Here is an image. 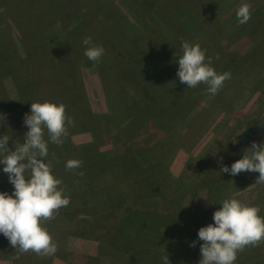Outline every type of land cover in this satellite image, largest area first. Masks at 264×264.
I'll use <instances>...</instances> for the list:
<instances>
[{
	"label": "rangeland",
	"instance_id": "1",
	"mask_svg": "<svg viewBox=\"0 0 264 264\" xmlns=\"http://www.w3.org/2000/svg\"><path fill=\"white\" fill-rule=\"evenodd\" d=\"M245 3L251 5L252 15L247 23L240 24L236 12ZM255 9L258 11L255 12ZM81 13H88V20L76 17ZM85 37H91L93 45L102 43L107 47L105 52L112 62L110 75L115 89L118 81L114 74L122 76L123 67H132L141 55L152 59L155 65L153 79H176V61L182 55V41L198 43L202 50H206L205 62L210 57V66L216 72L220 68L234 72L215 96H209L205 84L188 89L187 105L180 116L174 117L172 124H168L170 129L165 142L160 144V140L150 145L152 142L149 139L160 130L157 129V122H153L156 129L149 131V135L144 134L141 125L133 130L137 123L127 130L128 133L133 131L134 134L130 133V136L138 137L135 142L127 141L126 146H149L146 149L149 152L143 151V159H147L144 166H156L168 173L175 181L174 185L181 184L178 195L173 196L175 200L172 205L177 207L175 214L179 217L184 216L181 213L189 211L188 207L179 203L180 195L188 192L191 196L189 207L193 213L201 216L207 214L204 207L196 202L200 201L198 195L202 187L199 183L203 179L200 178L208 173L207 165H222L223 160H216L222 155L223 147H229V141H233L235 146L232 148L234 151L225 156L227 165L232 164L238 150L250 148V142L264 143V0H0V114L4 115V119L0 120V137L7 135L10 138L7 145L10 150L23 143L24 134L28 131L23 118L25 114H30L31 103L50 101L56 105L63 104L65 109L68 107L67 110L73 111V117L76 116L74 119L77 120L72 119L74 122L71 125L66 120L68 135L63 138L62 145L51 143L46 130L44 136L51 154L46 162L51 161V173L62 182L58 187H62L64 195L70 198L69 205L61 208L54 219L41 222V227L50 234L57 251L52 255H38L31 251L17 253L0 234V262L50 264L56 257L72 264L68 242L79 239L91 245L90 256L84 255L88 250L83 248L79 253L93 264H164L166 256L168 264H199L200 245L197 243L195 247H190L191 242L180 239L181 231L155 230L151 223L143 228V222L138 218L136 227L140 229L139 241L135 234H130L132 229L127 230L129 233L125 232L124 236L114 234V224L121 223L127 216L136 217L139 213L156 215L159 204L166 205L160 202L164 198L156 197L151 189L149 192L145 187L139 188L134 184L130 187L129 182L127 184L118 176L115 178L111 170L105 167L102 168L103 173L97 172V165L93 164L86 169L89 172L93 168L91 174L86 175L90 176V183L95 179L93 192L90 194L91 190H88L82 193L81 177L74 176V170H66V162L76 160L75 148L78 151L92 144L95 137L98 143L103 144L100 151H108L112 143H118H110L107 139L105 130L109 127L108 119L112 121V116H117V119L123 120L137 106L136 103L131 104L132 98L129 96L123 101L122 95V100L108 107L101 81L107 82L104 75L109 67L102 66L99 71L95 62L88 63L84 52L89 46L82 43ZM135 46L138 51L134 50ZM230 61L236 62V67ZM42 62L50 64L47 69L42 68ZM52 62H56V68L60 71L55 89L60 100L54 99V103L53 99L47 98L50 93L45 91V84H49L50 88L55 79ZM84 64L88 66H81ZM68 75L78 77L79 90H71ZM141 82L150 91L151 84L147 78ZM256 84H259L260 91L255 89ZM124 85L129 84L126 82ZM181 87L184 86L178 83V89ZM162 99L163 96L157 102ZM90 113L105 114L108 118L98 125L92 117V121L87 118L86 128L91 130V135L81 132V122ZM256 123L257 136L242 139L247 132L253 135L250 130ZM244 129L248 131L241 134ZM175 139L178 146L174 145L170 151L167 147ZM242 145L245 149H242ZM151 152H155V156L149 159L147 157ZM140 163L135 162L136 165ZM3 167L0 164L1 171ZM142 171L144 173L137 180L146 182L150 176L147 174L149 169L143 167ZM94 173L100 174L94 177ZM238 176L233 178L235 182L231 185L228 199L237 198L242 204L258 207V215L261 217L263 214L264 218V184L255 183L259 173L244 171ZM132 180L130 178L128 181ZM226 182L231 181L227 179ZM195 186L197 190H194ZM166 190L169 191V188H164L163 196ZM13 191L9 182L0 187V193L11 195ZM139 191L142 192L138 194ZM79 196L84 199H80L78 205H72ZM84 200H87L86 206L82 203ZM72 206L78 207L77 216L72 213ZM82 215L90 219H81ZM102 216H105L106 222H101ZM96 219L100 220L98 224L95 223ZM88 222L93 223L92 226H88ZM193 241H198V237ZM234 264H264V240L255 247L247 246L239 251Z\"/></svg>",
	"mask_w": 264,
	"mask_h": 264
},
{
	"label": "clouds",
	"instance_id": "2",
	"mask_svg": "<svg viewBox=\"0 0 264 264\" xmlns=\"http://www.w3.org/2000/svg\"><path fill=\"white\" fill-rule=\"evenodd\" d=\"M250 9L251 5L247 3L239 6L236 18L240 24L250 20ZM82 43L89 46L84 52L85 57L98 63L104 48L93 45L91 37H85ZM181 48L182 55L176 61L179 82L187 88L205 84L209 96H215L231 74H218L210 66V57L205 62L206 50H202L198 43L182 41ZM3 119L4 115L0 114V120ZM65 122V105L31 103L30 114L23 118L28 129L23 143L10 150L7 146L10 138L7 135L0 137V164L4 165L3 172L14 189L11 195L0 193V234L17 253L31 251L38 255H52L57 251L41 222L54 219L61 208L69 205L70 198L64 195L62 187H58L62 182L51 174L52 163L46 162L49 152L44 136L46 130L51 143L62 145L63 138L68 135ZM67 123L73 124L71 118H67ZM81 164L79 160H68L65 167L73 171ZM244 171L259 173L255 183L264 184V143L252 142L250 148L244 150L242 159L230 167L221 166L219 173L235 176ZM78 174L83 175L82 172ZM259 211L258 207L245 206L236 199L222 201L219 210L212 214L213 223L197 232L198 241H202L199 264H234L239 251L247 246L255 247L264 240V218L258 215ZM80 218L90 219L83 215ZM196 244L197 241H192L189 246L195 247ZM164 264H168L167 256Z\"/></svg>",
	"mask_w": 264,
	"mask_h": 264
},
{
	"label": "trees",
	"instance_id": "3",
	"mask_svg": "<svg viewBox=\"0 0 264 264\" xmlns=\"http://www.w3.org/2000/svg\"><path fill=\"white\" fill-rule=\"evenodd\" d=\"M261 9H263V8H261ZM254 11L256 12V11H258V9H255ZM87 14L88 13H86V14L81 13V14L76 15V17H78L80 19H81V17H84V21H86L89 18L86 16ZM98 46H102L104 48V54L100 58L99 62L98 63L95 62V64L98 66L99 71H101L100 69L102 66H108L109 67L108 72L107 73L105 72V75H104L107 82L101 81L102 89L105 93V99H106V103H107L108 107L111 108L113 105H115L114 103H117V101L122 100V95L124 96L123 101L125 100L126 96H129L132 98L131 104L136 103L137 106L134 108V111L132 113H130L129 115L127 114L123 120L121 118L117 119V116L116 117L112 116V121H111L110 119H108L105 116V114L101 115V114H91V113L86 115L83 118V120L81 122L83 129H81V132H86V133H89L90 135L92 134L91 130L86 128L87 118L89 119V121H92V119H93V122L96 125H98L100 121H104V120L108 119V126L109 127L105 130V133L107 132V134H108L107 139L110 140V143L113 141H117L118 143H116V142L112 143L111 149L108 151H100V148L103 144L98 143V140L95 137L94 142L92 144H89L88 146H83V148H80L81 150H78V151H77V148H75L76 149V152L74 153L75 158H76V160H79L82 162L81 167L74 170V176L81 177V179H82L80 186L83 187V189H81L80 192L86 193V191H88V190L89 191L91 190L90 194H92V192H93V184L95 182L94 181L95 179L93 180V183H90V181L92 182V180H90V176H86L88 174H91V171H93L92 170L93 168H92L89 172H86V169H88L90 165H92V164L97 165L96 171L100 172V173H103L102 168H104V167L106 169H110L115 178H116V176H118L121 180H125L127 182V184L129 182L130 187L132 184H134L135 186H137L139 188L145 187L146 191L148 188L149 192L151 189V192L153 194H155L156 197H159L162 199L164 198V200L160 201V202L163 204H166L164 206L159 204L160 206L156 209V213H155L156 215H147L146 216L143 213H139L136 217H132V216L125 217L121 223L117 222L114 224L116 227L114 234H116V235L119 234V236L120 235L124 236L125 232L129 233L128 231L130 229H132L130 234H135V236L137 237V240L139 241L140 238L138 237V234H140L139 233L140 229H138L136 227V224H138L139 223L138 220L141 219L143 222L141 224V226L143 228H144V226H147L148 223H151L154 225L155 230L175 229V230L181 231V235H179L181 240L183 239L186 243L192 242L197 237V232L199 230L198 227L199 228L206 227L208 224L213 223V221H212L213 212L219 210V208L221 207L222 201L230 198L229 190L231 189V185H233V182H235V180H233V178H236V177L238 178L239 177L238 175H240V173L235 175V176H231L228 173H219L221 166L230 167L234 162H236L239 159H242L243 154H244V150H238L237 155L234 157L232 164L227 165L226 164V160H227L226 157H228L230 155V153L234 151V150H232V148H234V146H235V143H233V141H229L227 143L229 145V147L227 149L223 147L224 151H222L223 152L222 155L219 156L216 160V162L223 160L222 165L221 166L216 165V164H213V166L207 165L208 173L203 174V177L200 178V179H202V178L203 179L201 180V183H199V185L202 187L201 189L203 190L202 191L201 189H199L201 191L198 195V199H200V201H196L199 206L204 207V209H205L204 213H207V214H204L201 216V214L193 213L192 209L189 207V205L191 203V201H190L191 196H189V192H188L187 194L180 195L179 203H180V206L188 207L189 211L186 214L181 213V214H184V216H181V217L176 215L175 213H177L176 212L177 207L174 208V206H172L173 202L175 200L174 199L175 197H173V196L178 195L177 194V192L179 190L178 188H180L181 184L174 185L173 182H175V181L169 177L168 173L162 172L156 166H153L150 164L148 166L147 165L144 166L145 163L147 162V159H145V160L143 159L144 158V152L143 151L148 149L149 146H141L140 148H134L133 146H126L125 143H127V141H129V140H133L135 142V139L138 137V135L130 136V133L131 134H134V133H133V131L132 132L130 131L128 133L127 130L129 128V126H131L133 123H137L138 125L133 130L139 129L140 125H141L143 128V131L145 132L144 134L149 135V131L153 132L156 129L155 125H153V122L159 123V125H157V129H160V130L153 136V138L151 137L149 139L152 142V144H150V145L153 146L157 141L159 142L160 140H161L160 144L165 142L164 140L167 138V132L170 129V126H168V124L169 123L172 124L171 121H173L175 119L174 117L178 118V116H180L181 112L185 109V107L187 105L186 104L187 96L189 95L188 89H190V88H187L186 85L181 84L179 82L178 78L168 79V77H167L163 80L153 79L154 74H152V70L153 71L155 70V65L153 64L152 59L150 57H145L144 55H141L142 57L140 56V58L138 59L137 63H135V65H133L132 67L127 68V69L123 67L122 76L121 75L117 76V74H114L116 82L118 81L117 82V89H115L112 86L111 75H110V67H113L112 62L110 61L109 57L106 56V52H105L107 47L105 46V44H102V43H100ZM134 50L138 51L136 46L134 47ZM134 50H132V51H134ZM44 52H46V51L44 50ZM138 55H140V54H138ZM130 59H131V57H130ZM75 60H77V59H75ZM86 60L88 61L89 64H91V62L88 59H86ZM77 62H79V60ZM230 63L233 66H235L236 62L230 61ZM49 65L50 64H48V63L45 64L42 62V68L46 67V69H47V67ZM52 66L55 69V79L50 84V88H48L49 84H45V87H46L45 91H48L47 94L50 93V96H48L47 98H50L53 100L56 99L57 101H59L60 99L58 100V96H56L55 89H56L57 80L59 81L58 76H60V71L56 68V62H52ZM81 66H88V65L84 64ZM78 69L79 68H77V70ZM237 69H239V68H237ZM73 70H76V69H73ZM225 72L226 71L221 69V68L218 69V71H217L218 74H223ZM228 73H230L232 75L234 72L228 71ZM144 75L147 78L148 82L151 84L150 91H148L146 89V85L142 84V82H141L143 79H146L144 77ZM138 77L140 78V80ZM128 78H130V79H128ZM130 81H132V83H130ZM67 82L69 83L71 90H79V87L77 84L78 77L73 76V75H68ZM126 82H128V84H129L128 86L124 85ZM178 83L180 85H183L184 87L183 88L181 87L182 89H178ZM260 84H262V82ZM256 86L257 87H255V89L260 91L261 89L259 87V84H256ZM263 88H264V86H263ZM114 91H116V92H114ZM161 96H163L162 101L157 102V99L160 98ZM140 97H142V98H140ZM42 98H45V97L42 96ZM48 102L50 103V101H48ZM54 102H55V100L53 101V103ZM67 109H68V107H66V109H65L66 120H67V118L74 116L73 111L67 110ZM153 109H155V110L153 111ZM153 114H154V117H152ZM75 117L71 118V120L74 119ZM91 117H92V119H91ZM74 121H77V120L74 119ZM167 126H168V128H167ZM257 129H258L257 123L253 126V129L250 130L253 135L249 134V132H247V134H243L245 131H248V129H244V131H242V133H241L244 135L242 139L245 140V139H248L250 137L255 138L258 134ZM121 131H123V132H121ZM120 132H121V135L119 137ZM240 137H242V136L240 135ZM240 137L238 136V138H240ZM230 139H231V137H230ZM95 140H96V142H95ZM174 145L178 146V141H176V139L174 142H172L167 147V149H169L171 151V149ZM249 146H251V142L249 143ZM242 149H245L243 145H242ZM146 151L149 152V150H146ZM48 152H49V155L51 156L50 150ZM142 153H143V155H142ZM152 155L155 156V152H153V153L151 152V154L148 155L147 158L150 159ZM160 156H161V158L162 157L164 158V155H162L161 153H160ZM58 157H60V156H58ZM137 161H141V163L136 165L135 162H137ZM95 162H96V164H94ZM143 167H145V169H149V172H147V174L149 173L150 176L146 179L147 180L146 182H144L145 180L144 181L137 180V178L139 176H142V174L144 173L142 171ZM153 167H155V168H153ZM81 172L83 173V175L78 174ZM195 172H197V170H195ZM51 174L53 175V173H51ZM99 174L94 173L93 176L98 177ZM130 178L133 180L128 181ZM227 179L231 182L227 183L226 182ZM8 182H9L8 176L3 171L0 170V187H2V185H7ZM198 182H200V181H198ZM147 183H149V185H151V186H149V185L144 186L143 185V184H147ZM166 187L169 188V191L166 190L165 196H163L162 192H163L164 188H166ZM197 188L198 187L195 186L194 190H197ZM184 191H182V192H184ZM141 192L142 191H139L138 194H140ZM90 194H88V196ZM80 195H82V194H80ZM80 199H84V197L79 196L78 199L75 198L74 199L75 203H73L72 205H78L80 203ZM82 203H83V205L86 206L87 200L86 201L84 200ZM179 203H178V205H179ZM243 205H245V204H243ZM245 206H248V205H245ZM180 210H182V209H180ZM77 212H79L78 207H73L72 213H74L77 216ZM87 212H89V211H87ZM92 213H94V215H96L95 212H92ZM262 215H261V218H263ZM105 216H102L100 218L101 222L103 220H105V222L107 221ZM175 216H178L179 218L175 217ZM174 218H177V219H174ZM99 222H100V220L96 219L95 223L98 224ZM92 224L93 223L88 222V226H92ZM67 234L70 235V232L68 231ZM74 234H75V232H74ZM81 236H84V235H81ZM197 243L200 245L202 243V241H197Z\"/></svg>",
	"mask_w": 264,
	"mask_h": 264
},
{
	"label": "crops",
	"instance_id": "4",
	"mask_svg": "<svg viewBox=\"0 0 264 264\" xmlns=\"http://www.w3.org/2000/svg\"><path fill=\"white\" fill-rule=\"evenodd\" d=\"M73 240V241H72ZM91 247L90 244L85 243V241H80L79 239H71L68 242V249L72 252V259L71 261L73 262L72 264H93L92 261L86 259V258H82V253L80 252V248L86 249L88 250L87 254H84L86 256H90L88 254H91L89 252V248ZM80 254V255H79ZM88 260V261H87ZM45 262V261H44ZM0 264H10V263H2L0 262ZM49 264V263H48ZM50 264H67L63 261V259H57L56 257L53 258V260L50 262Z\"/></svg>",
	"mask_w": 264,
	"mask_h": 264
}]
</instances>
